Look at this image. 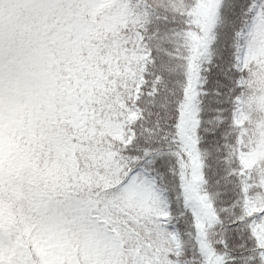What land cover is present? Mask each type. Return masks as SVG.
<instances>
[{
    "label": "snow or ice",
    "instance_id": "1",
    "mask_svg": "<svg viewBox=\"0 0 264 264\" xmlns=\"http://www.w3.org/2000/svg\"><path fill=\"white\" fill-rule=\"evenodd\" d=\"M0 264H264V0H0Z\"/></svg>",
    "mask_w": 264,
    "mask_h": 264
}]
</instances>
